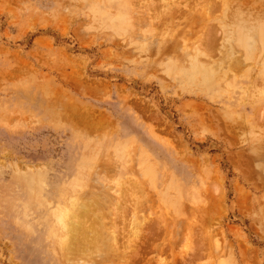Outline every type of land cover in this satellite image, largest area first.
<instances>
[{
  "label": "rangeland",
  "instance_id": "rangeland-1",
  "mask_svg": "<svg viewBox=\"0 0 264 264\" xmlns=\"http://www.w3.org/2000/svg\"><path fill=\"white\" fill-rule=\"evenodd\" d=\"M165 262L264 264V0H0V264Z\"/></svg>",
  "mask_w": 264,
  "mask_h": 264
},
{
  "label": "bare ground",
  "instance_id": "bare-ground-1",
  "mask_svg": "<svg viewBox=\"0 0 264 264\" xmlns=\"http://www.w3.org/2000/svg\"><path fill=\"white\" fill-rule=\"evenodd\" d=\"M207 2H208V1H207ZM194 3H195V2H194ZM68 109H69V108H68ZM64 111H65V110H64ZM66 111H67V110H66ZM66 111H65V112H66ZM70 112H71V111H70ZM67 113H68V112H67ZM62 114H63V113H62ZM69 114H70V113H69ZM64 218H65V217H64ZM64 218H62V219H64ZM62 219L59 220V222H62ZM78 220H79V219H78ZM68 221L71 223L72 220H68V217H67V221L65 220L66 225L69 224ZM76 222H78V221H76ZM65 223H62V224H65ZM93 224H94V223H93ZM66 225H65V226H66ZM95 226H96V225H95ZM91 227H92V226H91ZM93 227H94V226H93ZM67 230H68V229H67ZM65 231H66V230H65ZM66 232H67V231H66ZM70 233H71V232H70ZM153 233H154V232H153ZM69 235H70V234H69ZM146 241H147V240H146ZM63 242H64V241H63ZM62 244H64V243H62ZM95 246H96V245H95ZM168 262H169V261H168ZM165 264H167V262H165ZM168 264H169V263H168Z\"/></svg>",
  "mask_w": 264,
  "mask_h": 264
}]
</instances>
